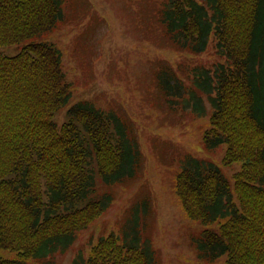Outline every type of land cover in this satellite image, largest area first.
Here are the masks:
<instances>
[{
  "label": "trees",
  "instance_id": "trees-1",
  "mask_svg": "<svg viewBox=\"0 0 264 264\" xmlns=\"http://www.w3.org/2000/svg\"><path fill=\"white\" fill-rule=\"evenodd\" d=\"M62 3L0 0V248L17 252L0 264H56V255L113 206L115 187L141 173L142 151L119 115L82 102L70 121H54L71 84L62 52L40 40L64 19ZM159 20L179 50L205 53L214 41L219 60L199 68L197 79L208 88L200 107L207 111V97L213 109L204 142L209 149L227 145L226 165L242 162L234 185L213 161L192 155L176 176L187 216L220 221V232L203 231L199 255L264 264V0H166ZM8 46L19 52L4 54ZM160 74L168 99L187 94L177 71ZM74 264L157 261L149 246L112 233Z\"/></svg>",
  "mask_w": 264,
  "mask_h": 264
},
{
  "label": "rangeland",
  "instance_id": "rangeland-1",
  "mask_svg": "<svg viewBox=\"0 0 264 264\" xmlns=\"http://www.w3.org/2000/svg\"><path fill=\"white\" fill-rule=\"evenodd\" d=\"M62 1L64 19L40 40L62 52L71 84V97L54 121H70L71 109L82 102L113 112L130 126L143 161L139 177L128 187H115L113 206L66 252L56 255V264H74L78 253L87 255L93 244L112 233L149 246L157 264H228L226 254L212 260L200 257L203 231L220 232V221L203 224L189 218L175 189L176 176L191 155L213 161L232 185L242 168V162L224 163L226 144L209 149L204 142L213 109L207 97L208 112L200 107L208 88L197 79L199 68L212 69L219 60L214 41L205 53L173 45L159 20L166 0ZM2 50L8 56L19 52L17 46ZM169 67L185 82L184 97L168 99L161 89L160 73ZM167 80L164 74L163 83ZM16 256L0 248V258Z\"/></svg>",
  "mask_w": 264,
  "mask_h": 264
}]
</instances>
